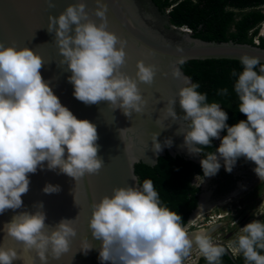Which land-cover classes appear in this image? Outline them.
Instances as JSON below:
<instances>
[{"label": "clouds", "instance_id": "obj_1", "mask_svg": "<svg viewBox=\"0 0 264 264\" xmlns=\"http://www.w3.org/2000/svg\"><path fill=\"white\" fill-rule=\"evenodd\" d=\"M47 3L49 8L55 7L54 0ZM96 3L95 16L100 23L90 18L85 0H78L58 17L49 15L47 30L55 33L60 64L67 65L71 72L68 82L74 88L73 96L85 105L107 102L113 111L119 109L129 118L133 112H144L147 102L139 84L151 85L157 68L141 61L137 63L135 78L121 71L126 64L124 42L107 30V6L103 0ZM185 62V58L179 60L180 64ZM240 63L243 70L234 91L238 110L246 120L229 126L228 114L221 104L208 103L207 95L197 91L199 83H192L188 77H183L185 86L177 94L183 115L177 114V100L172 98L162 109L163 121L157 119L162 126L151 140L154 153L173 145L170 137L163 144L158 142L160 132L183 121L176 130V135L184 137L182 147L189 155L203 154V177L197 175L192 185L197 188L205 177L218 173L221 159L225 170L231 173L238 158L243 157L256 165L253 171L264 180V64L259 57L248 55L241 56ZM44 64L42 57L28 47L17 49L0 43V214L24 207L22 195L29 191V174H35L38 168L43 170L45 162L48 170H58L75 182L98 173L104 165L103 157L98 155L96 125L78 119L61 104L42 78ZM232 75L237 73L233 71ZM173 76L181 78L182 73L176 69ZM218 94L227 95L228 90L221 89ZM166 120L170 121L167 125ZM225 130L227 134L221 137ZM213 139H220V146L215 152L204 153L205 148L212 147ZM59 191V185L46 184L43 188L46 194ZM74 204L77 206L75 197ZM33 207L36 211H21L4 224V237L20 242L25 253L35 251L41 264H47L49 251L54 259L69 251L77 235L75 221L79 214L75 219H61L49 225L43 202ZM214 215L221 222L232 217V212ZM189 223L186 227L176 211L162 205L153 182L146 179L142 187H115L111 197L105 195L95 202L89 228L92 238L100 242L101 264H185L194 244L200 253L190 264L201 256L208 264H220L227 246L207 235L190 237L187 229L194 224ZM229 247L241 253L246 264H264V221L247 223ZM91 249L94 248L88 245L81 251L87 254ZM20 259L15 249L0 244V264H13ZM26 264L34 262L29 258Z\"/></svg>", "mask_w": 264, "mask_h": 264}, {"label": "water", "instance_id": "obj_2", "mask_svg": "<svg viewBox=\"0 0 264 264\" xmlns=\"http://www.w3.org/2000/svg\"><path fill=\"white\" fill-rule=\"evenodd\" d=\"M54 2L55 7L49 8L47 0H0V43L17 49L28 47L42 57L45 63L41 69L42 78L49 83L61 104L78 119H87L96 125L99 136L97 143L100 146L98 155L103 157L104 165L98 173L86 175L77 182L58 170H48L46 162L43 170L38 168L35 174H29V191L22 195L24 207L0 214V244L18 252L21 259L13 264H26L29 258L34 264H41L35 251L25 253L20 242L11 237L5 238L3 226L21 211H36L33 205L43 202L46 223L49 225H54L61 219H75L79 214L75 221L77 235L72 239L69 251L59 259H54L49 251L47 264H101L98 250L100 242L92 238L89 228L94 203H98L105 195L111 197L115 187H142L135 173V164L138 162L154 165L158 157L166 152L196 162L200 160V155H189L187 149L182 147L183 135H176L178 124H183V121H177L178 124H172L170 128L161 131L157 138L163 144L165 138L170 137L173 140L171 147H164L159 154L151 150L153 135L162 126L157 119L160 117L163 121L165 113L162 109L170 99L176 98V112L183 115L177 94L185 86L183 77H188L191 82L192 80L181 68L179 60H240L241 56L248 55L259 57L261 63H264V48L230 39L217 41L194 37L187 26L171 24L167 12L161 13L152 0H103L107 6V30L124 42L126 64L121 71L135 78L137 63L141 61L157 68L151 85L139 84L147 102L144 112H133L128 118L119 109L113 111L107 102L85 105L73 96L74 88L68 82L71 72L67 70V65L60 64L62 57L54 41L55 33H49L47 25L49 15L58 17L69 4L77 3L78 0ZM85 2L90 18L100 23L95 16L96 0ZM176 69L182 73L181 78L173 76ZM157 100L160 102L157 103ZM164 123L167 125L170 121L166 120ZM220 135L222 137V132ZM251 166L256 167L253 163ZM46 184L59 185L61 191L46 194L43 192ZM203 192L204 190L198 195L197 206L189 215L186 227L200 206ZM74 197L77 206L74 204ZM214 244L224 246L219 242ZM88 245L94 249L85 254L81 250Z\"/></svg>", "mask_w": 264, "mask_h": 264}, {"label": "trees", "instance_id": "obj_3", "mask_svg": "<svg viewBox=\"0 0 264 264\" xmlns=\"http://www.w3.org/2000/svg\"><path fill=\"white\" fill-rule=\"evenodd\" d=\"M161 13L167 11L169 21L176 26H187L194 37L204 40L226 41L233 40L242 43H254L264 48V36H259L258 28L264 21V0H152ZM264 64V63H262ZM183 71L191 78L192 83H199L197 89L207 95V102H217L228 114L227 124L232 126L247 117L238 110V97L234 84L238 74L243 70L237 59H190L180 64ZM259 72L257 67L256 69ZM235 71L237 76H233ZM227 89V95H219L221 89ZM222 131V137L226 135ZM217 149L215 139L212 147L204 149V153ZM200 155V160L203 158ZM239 160H245L240 157ZM199 161L185 159L180 155L172 156L168 152L158 157L154 165L143 162L135 164V173L139 183L147 180L153 182L161 203L171 211H176L184 224L197 206L200 187L192 186V180L197 176L203 177ZM256 166V165H255ZM261 186L258 187L260 189ZM264 221V213L261 216ZM264 254V250H261ZM201 256L195 264H206ZM220 264H246L241 253L232 256L226 250Z\"/></svg>", "mask_w": 264, "mask_h": 264}, {"label": "rangeland", "instance_id": "obj_4", "mask_svg": "<svg viewBox=\"0 0 264 264\" xmlns=\"http://www.w3.org/2000/svg\"><path fill=\"white\" fill-rule=\"evenodd\" d=\"M258 34L264 36V21L259 25L258 28ZM225 169L223 166L220 169V174H216L211 178V180L206 184V192H209V185L211 184H216L218 182V178L221 177V180L223 179L222 183H225L226 187L223 191L224 192H230L235 188V183L236 180L238 179L237 175H234L227 171L222 172V170ZM233 173V172H232ZM208 177H206V180ZM205 182L202 183V185ZM259 183L261 185V188L256 190V191H247V193L243 196L244 199L242 198H237L235 200H230L225 203H221L218 205L213 206L211 209H209L206 213L198 217L194 223V225L190 226L187 231L190 237L194 238L195 234L192 236V231L195 229H198L200 227V230H203L205 235L209 236L212 241L217 240V241H222L224 243H227V245H230L231 239L226 238L225 236H231L235 235L238 231H240V226L241 224L246 225L247 223L253 221L256 219V215H259L260 210L262 207H264V201L261 202V199L264 198V180H259ZM229 190V191H228ZM254 192H259L258 195H254ZM226 195V194H225ZM238 205L241 206V208H245L244 213L241 215L238 223H235V225L231 228L230 221L229 220H224L219 222L218 219L216 218L215 212L218 213V211H225L229 210L230 212L235 211V208H238ZM211 217V219H210ZM242 221V222H241ZM203 228V229H202ZM231 231V232H230ZM207 232V234H206ZM230 236V237H231ZM233 237V236H232ZM194 247L191 249L190 254L187 258H185V262L191 261L192 258L189 257H196V254L200 253L198 247L194 244Z\"/></svg>", "mask_w": 264, "mask_h": 264}, {"label": "flooded vegetation", "instance_id": "obj_5", "mask_svg": "<svg viewBox=\"0 0 264 264\" xmlns=\"http://www.w3.org/2000/svg\"><path fill=\"white\" fill-rule=\"evenodd\" d=\"M220 142H221L220 139H215V143L217 145V148L220 146ZM220 163L223 166V160L222 159L220 160ZM252 163L253 162L247 161V160H241V159L237 160L236 165L233 167V170L231 171V175L232 174L237 175L238 179L236 180L235 188L232 191H230V192H224L223 193L222 190L225 189L223 187L224 186L226 187V185H225V183H222L223 179L221 180V177H220V178H218V182H216V184L215 183L214 184L210 183V185H209V188H210L209 189V195H207L208 192H206L207 191L206 189L208 188V186L206 187V184L211 180L212 177H208L207 180H206V177H205L204 178V182L205 183L203 185L200 184V186H199L200 187L199 193L202 192L203 190H206L205 192H203V193H207L206 194L207 197L205 198V203H207L206 206H210L211 205L213 207L215 205L221 204L222 201L224 203V202H228L230 200H235V199H237L239 197L244 199V197H245L244 195L247 193V191H252L253 192V191L258 190V187L261 186L260 183H259L260 178L253 171L254 168L251 166ZM225 171H226L225 169L222 170V172H225ZM217 174L221 175L220 174V170L218 171ZM192 183H194V184L196 183L195 178L192 180ZM239 184H240V187L241 186L243 187V190L239 194L234 196L233 193L237 190ZM254 193H255L254 195H258L259 194V192L258 193L254 192ZM262 201H264V198L261 199V202ZM244 210H245V208H241V206L238 205V208H235L234 213H233V211H231L232 212V217L228 218V220L230 221V225L229 226L231 228L234 226V225H232L234 223V221H236V223H238L241 215L244 213ZM225 211L228 212L229 210L227 209ZM218 212H220V211H218ZM263 213H264V207H262V209L260 210L259 215H256V219L255 220H261V216H262ZM244 224H241L240 230H241L242 227L245 226ZM239 234H240V231H238L235 235H232L233 237L231 236V234H230L231 237L230 236H225V237L226 238H230L231 239V243H232V242H234L236 240V238H237V236ZM231 243H229V244H231ZM224 244L227 246L228 252H230L229 254L235 256V254L238 253L237 251H235L234 247L230 248L229 245H227V243H224Z\"/></svg>", "mask_w": 264, "mask_h": 264}, {"label": "bare ground", "instance_id": "obj_6", "mask_svg": "<svg viewBox=\"0 0 264 264\" xmlns=\"http://www.w3.org/2000/svg\"><path fill=\"white\" fill-rule=\"evenodd\" d=\"M241 173V172H240ZM243 190V187L241 186L240 187V184H239V186H238V188H237V190L233 193V195L234 196H236L237 194H239L241 191ZM204 192H205V190H204ZM207 193H203V195H202V198H201V201H200V206H199V208L197 209V211L192 215V218H191V223H195V221H196V219L198 218V217H200L201 215L203 216V214L204 213H206L209 209H211V205L210 206H206L207 205V203H205V198L207 197V195H206ZM221 203H223V201L221 202ZM225 203V202H224ZM203 229V228H202ZM192 236L195 234V236H198V235H205V233H204V231L203 230H200V227L198 228V229H195V230H193L192 231ZM206 234H207V232H206ZM194 236V237H195Z\"/></svg>", "mask_w": 264, "mask_h": 264}, {"label": "built area", "instance_id": "obj_7", "mask_svg": "<svg viewBox=\"0 0 264 264\" xmlns=\"http://www.w3.org/2000/svg\"><path fill=\"white\" fill-rule=\"evenodd\" d=\"M189 30V29H188ZM260 35V34H259ZM254 42H255V44H258L259 43V39H258V37H255L254 38ZM211 218V217H210ZM189 258H192V260L191 261H189V262H187V263H185V264H190L193 260H194V257H189Z\"/></svg>", "mask_w": 264, "mask_h": 264}]
</instances>
